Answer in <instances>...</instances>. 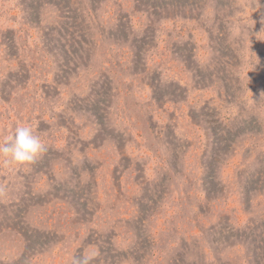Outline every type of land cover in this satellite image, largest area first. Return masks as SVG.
Masks as SVG:
<instances>
[{"label":"rangeland","instance_id":"374dc122","mask_svg":"<svg viewBox=\"0 0 264 264\" xmlns=\"http://www.w3.org/2000/svg\"><path fill=\"white\" fill-rule=\"evenodd\" d=\"M78 2L0 0V264H264V0Z\"/></svg>","mask_w":264,"mask_h":264},{"label":"clouds","instance_id":"9594fccd","mask_svg":"<svg viewBox=\"0 0 264 264\" xmlns=\"http://www.w3.org/2000/svg\"><path fill=\"white\" fill-rule=\"evenodd\" d=\"M46 151L45 143L34 134L30 126L18 125L14 130V136L0 144V156L18 165L34 163ZM77 264H90V257H81Z\"/></svg>","mask_w":264,"mask_h":264},{"label":"trees","instance_id":"16d2710c","mask_svg":"<svg viewBox=\"0 0 264 264\" xmlns=\"http://www.w3.org/2000/svg\"><path fill=\"white\" fill-rule=\"evenodd\" d=\"M67 3H63L65 6V9L63 11H65V13L68 16H65L63 20H65L67 23H70L71 26H68L69 29L72 30V28L77 29L79 26L80 31L83 30V27L80 28V23H79V17H80V12L82 10V4L78 2V0H65ZM96 3L97 0H89L88 5L91 8H96ZM78 15V16H77ZM66 25V24H65ZM74 31V30H73Z\"/></svg>","mask_w":264,"mask_h":264}]
</instances>
